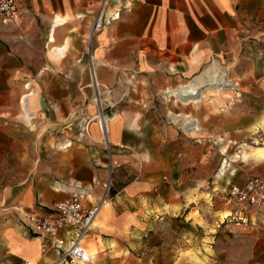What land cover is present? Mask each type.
Segmentation results:
<instances>
[{"label": "crops", "instance_id": "crops-1", "mask_svg": "<svg viewBox=\"0 0 264 264\" xmlns=\"http://www.w3.org/2000/svg\"><path fill=\"white\" fill-rule=\"evenodd\" d=\"M16 2L18 21L0 24V264H67L52 247L42 252L25 225L28 212L69 195L60 183L93 181L91 205L111 180V198L82 239L94 264H138L132 250L171 217L208 226L201 206L215 217L232 211L222 187L209 184L224 142L253 129L264 141V0ZM101 8L106 22L92 34ZM214 61L239 81L240 100L231 90L202 93L198 130L161 124L159 97L224 74L206 68ZM94 80L111 89L109 145L96 121L77 136L97 113ZM257 152L244 155L264 159Z\"/></svg>", "mask_w": 264, "mask_h": 264}, {"label": "rangeland", "instance_id": "rangeland-1", "mask_svg": "<svg viewBox=\"0 0 264 264\" xmlns=\"http://www.w3.org/2000/svg\"><path fill=\"white\" fill-rule=\"evenodd\" d=\"M215 61L206 68L212 67L215 63L225 74L224 76L221 72H216L219 77L223 75L225 82L237 81L239 83L238 80H231L223 66ZM213 74L215 72L205 75L203 80L208 77L212 79ZM203 80L197 82L196 79L187 81L185 84H203ZM185 84L181 86L184 87ZM215 86L217 85L203 84L200 91L193 95L174 96L167 95V92L161 95L157 102L161 113L158 118L160 123L174 125L180 132H184L181 128L186 120L176 121L172 119V115L173 113H180L181 116L190 114L196 118L194 108L201 104L202 93L219 94L225 90H231L233 103L240 100L239 85L236 89L229 88L227 85L217 86V88ZM262 136L253 129L250 137L240 141L224 142L225 152L221 153L222 158L213 172L211 178L213 183L209 184V188L217 186L216 188L222 187L223 189L227 183L243 182L238 180L264 174V159L244 155L247 151L254 154L256 151H259L258 154L264 152L260 151L264 148ZM218 138L222 141L219 136L216 139ZM246 156L247 158L244 159ZM224 157L232 161L228 165L225 164V171L220 175ZM198 206L200 207V204ZM200 211L209 218L208 226L204 225L200 219L199 222L203 225L199 226L197 223L189 224V221H185L183 217H171L167 219L168 225L148 232L144 237V245L132 250L133 258L137 259L138 264H264V206L241 209L239 215L235 216L229 215L230 212L226 211L215 217L204 206H201ZM190 216H195L193 219L197 220L198 212L195 211ZM216 218L217 222H215Z\"/></svg>", "mask_w": 264, "mask_h": 264}, {"label": "built area", "instance_id": "built-area-1", "mask_svg": "<svg viewBox=\"0 0 264 264\" xmlns=\"http://www.w3.org/2000/svg\"><path fill=\"white\" fill-rule=\"evenodd\" d=\"M102 7V5H101ZM18 8L16 0H0V24L11 25L18 21ZM106 22L102 14V8L97 13L92 26V34L99 30ZM227 81V80H226ZM236 89L239 85L237 81L222 82L217 86H225ZM27 87L28 84H25ZM94 88L93 101L97 106V113L88 116L78 126L77 136L79 138L88 135L89 123L96 121L103 134L105 142L108 143V121L112 114H105L106 108L114 106L111 89L108 87L99 88L98 84L92 82ZM217 86H215L217 88ZM31 91L23 94L21 102L25 106L26 99L31 95ZM172 119H185L182 124L184 132L198 130V120L190 114L181 116L180 113H173ZM225 150L222 152L224 153ZM232 159L224 157L222 159L220 175L225 171V164H229ZM94 182L82 183L72 181L69 184L60 183L59 189H69V195L54 201L46 211L32 210L26 214L25 225L36 236L42 238L41 251L45 252L48 247H52L58 254V262L67 264H94L93 257L86 251L82 244V239L92 228L94 220L102 204L110 198L111 180L103 184V193L98 202L85 205V201L93 191ZM223 200L227 206L232 208L229 215H239L241 209L247 207L264 206V174H256L247 177L243 182L227 183L222 189ZM239 209V210H238ZM227 217V216H226Z\"/></svg>", "mask_w": 264, "mask_h": 264}, {"label": "bare ground", "instance_id": "bare-ground-1", "mask_svg": "<svg viewBox=\"0 0 264 264\" xmlns=\"http://www.w3.org/2000/svg\"><path fill=\"white\" fill-rule=\"evenodd\" d=\"M203 81H204V83H203L204 85H206V84L207 85H211V84L218 85V84L224 82L225 80H224L223 75H221L219 77L215 72V74H213V76H212V79L208 77L207 79H204ZM203 84H201V83L200 84L199 83L189 84V85H186L184 87H181L178 90H174L173 92L177 96H179V95L182 96L183 94H191V95L197 94L200 91V89L202 88Z\"/></svg>", "mask_w": 264, "mask_h": 264}]
</instances>
